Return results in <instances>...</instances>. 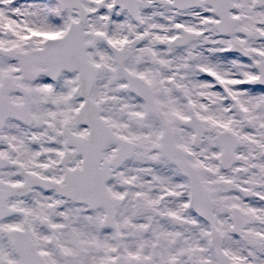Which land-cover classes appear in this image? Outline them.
Returning <instances> with one entry per match:
<instances>
[{"label":"snow or ice","instance_id":"6c2138e0","mask_svg":"<svg viewBox=\"0 0 264 264\" xmlns=\"http://www.w3.org/2000/svg\"><path fill=\"white\" fill-rule=\"evenodd\" d=\"M0 264H264V0H0Z\"/></svg>","mask_w":264,"mask_h":264}]
</instances>
